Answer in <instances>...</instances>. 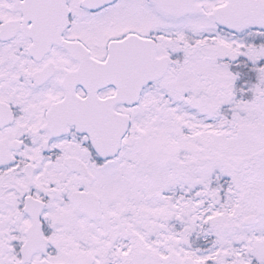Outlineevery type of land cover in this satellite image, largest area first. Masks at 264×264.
Instances as JSON below:
<instances>
[{"label": "snow or ice", "instance_id": "1", "mask_svg": "<svg viewBox=\"0 0 264 264\" xmlns=\"http://www.w3.org/2000/svg\"><path fill=\"white\" fill-rule=\"evenodd\" d=\"M0 264H264V0H0Z\"/></svg>", "mask_w": 264, "mask_h": 264}]
</instances>
